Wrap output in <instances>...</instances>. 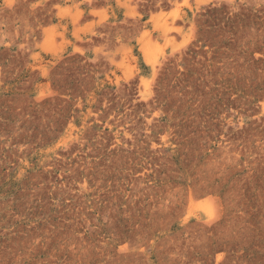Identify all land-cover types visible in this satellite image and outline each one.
Returning a JSON list of instances; mask_svg holds the SVG:
<instances>
[{
  "label": "rangeland",
  "instance_id": "rangeland-1",
  "mask_svg": "<svg viewBox=\"0 0 264 264\" xmlns=\"http://www.w3.org/2000/svg\"><path fill=\"white\" fill-rule=\"evenodd\" d=\"M0 264H264V0H0Z\"/></svg>",
  "mask_w": 264,
  "mask_h": 264
},
{
  "label": "bare ground",
  "instance_id": "bare-ground-1",
  "mask_svg": "<svg viewBox=\"0 0 264 264\" xmlns=\"http://www.w3.org/2000/svg\"><path fill=\"white\" fill-rule=\"evenodd\" d=\"M158 15V14H157ZM160 16V14L158 15V17ZM155 17V16H154ZM157 17V16H156ZM155 20V19H154ZM187 44V43H186ZM159 62V61H158ZM155 64V63H154ZM153 63L151 65H154Z\"/></svg>",
  "mask_w": 264,
  "mask_h": 264
}]
</instances>
